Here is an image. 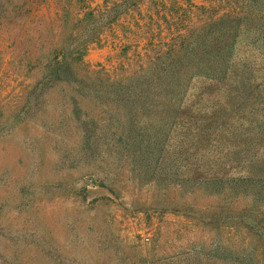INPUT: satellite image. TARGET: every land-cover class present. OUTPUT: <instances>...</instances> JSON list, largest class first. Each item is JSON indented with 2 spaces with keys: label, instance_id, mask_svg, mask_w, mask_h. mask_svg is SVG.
Masks as SVG:
<instances>
[{
  "label": "rangeland",
  "instance_id": "rangeland-1",
  "mask_svg": "<svg viewBox=\"0 0 264 264\" xmlns=\"http://www.w3.org/2000/svg\"><path fill=\"white\" fill-rule=\"evenodd\" d=\"M73 1L0 0V264H236L210 247L245 240L233 227L243 202L224 209L223 198L190 192L196 181L182 189L183 175L143 170L132 147L105 133L86 147L69 90L43 80L45 59L68 53L86 33ZM160 2L126 12L88 44L80 76L137 70L139 55L155 52L139 32L165 52L210 18H264V0ZM137 22L147 27L138 31Z\"/></svg>",
  "mask_w": 264,
  "mask_h": 264
},
{
  "label": "trees",
  "instance_id": "trees-1",
  "mask_svg": "<svg viewBox=\"0 0 264 264\" xmlns=\"http://www.w3.org/2000/svg\"><path fill=\"white\" fill-rule=\"evenodd\" d=\"M160 1L104 0L92 8L88 0H74L75 23H87L86 33L74 48L67 46L68 53L62 49L45 59L43 80L69 90L75 129L86 147L105 133L120 147L134 149L139 168L170 179L183 175L187 180L177 185L182 189L196 181L189 191L223 198L224 209L243 202L233 227L247 232L245 240L234 245L218 240L210 250L236 264L263 263L264 18L249 11L210 18L178 34L165 52L161 40L139 32L155 52L140 54L137 70L112 79L100 69L93 81L77 70L88 44L99 41L105 29L126 12L140 14L144 3ZM152 120L159 122L156 128L145 125Z\"/></svg>",
  "mask_w": 264,
  "mask_h": 264
}]
</instances>
